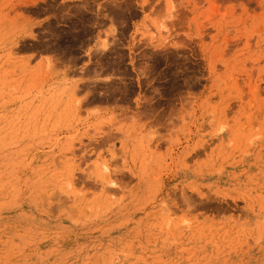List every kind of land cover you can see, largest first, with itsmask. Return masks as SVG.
<instances>
[{"label": "rangeland", "instance_id": "374dc122", "mask_svg": "<svg viewBox=\"0 0 264 264\" xmlns=\"http://www.w3.org/2000/svg\"><path fill=\"white\" fill-rule=\"evenodd\" d=\"M0 264H264V0H0Z\"/></svg>", "mask_w": 264, "mask_h": 264}]
</instances>
